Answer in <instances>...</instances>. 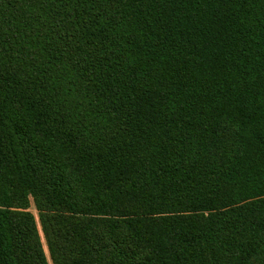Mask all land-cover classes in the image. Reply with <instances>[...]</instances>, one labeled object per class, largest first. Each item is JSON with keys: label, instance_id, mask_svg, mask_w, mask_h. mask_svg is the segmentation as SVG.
<instances>
[{"label": "trees", "instance_id": "trees-1", "mask_svg": "<svg viewBox=\"0 0 264 264\" xmlns=\"http://www.w3.org/2000/svg\"><path fill=\"white\" fill-rule=\"evenodd\" d=\"M42 240L264 264V0H0V264Z\"/></svg>", "mask_w": 264, "mask_h": 264}, {"label": "rangeland", "instance_id": "rangeland-1", "mask_svg": "<svg viewBox=\"0 0 264 264\" xmlns=\"http://www.w3.org/2000/svg\"><path fill=\"white\" fill-rule=\"evenodd\" d=\"M29 211H30L34 216H36V211L34 210L32 204L30 205ZM42 246H43V249H44V251H45V253H46V256H47V258H48V252H47V249H46V246H45V243H44L43 240H42ZM48 262H49V264H51V262L49 261V258H48Z\"/></svg>", "mask_w": 264, "mask_h": 264}]
</instances>
